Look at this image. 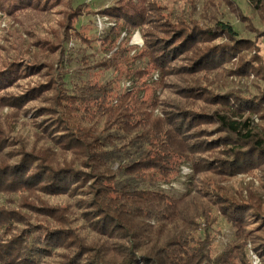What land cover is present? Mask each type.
Masks as SVG:
<instances>
[{"label":"trees","instance_id":"1","mask_svg":"<svg viewBox=\"0 0 264 264\" xmlns=\"http://www.w3.org/2000/svg\"><path fill=\"white\" fill-rule=\"evenodd\" d=\"M44 1L0 0V10L10 14L39 9ZM228 2L240 13L237 2ZM247 2L262 19L264 0ZM219 3L228 5L226 0ZM69 7L82 11L83 4L75 6L69 0ZM217 7L214 4L212 9ZM123 13L133 26L143 17L138 7ZM183 29L174 31L175 40L165 38V43L158 37L141 48L125 46L95 60L97 66L121 75L99 84L85 81L89 74L83 82L82 77L74 82L72 75L65 79L66 40L56 57L59 86L47 80L36 92L26 88L4 96L5 106L25 108L35 114L37 126L49 125L38 131L48 141L57 139L53 144L61 153L48 157L42 144L33 152H22L19 163H13L16 166L0 167V193L40 189L65 195L70 199L66 207L75 212L73 218L82 223V231L63 222L26 230L28 220L20 212L0 208V264H252L249 250L264 264V92L262 103L260 97L232 94L210 111L195 108L189 102L191 95L177 92L179 80L166 101L158 99L155 90L149 97L142 94L136 63L157 71L160 84L163 77L182 75L176 71L184 66L188 69L183 75L197 71L187 63L177 65L181 53L190 62L197 59L195 55L217 59L244 43L221 19L203 33ZM215 30L234 42L225 48L217 42L213 54L205 47L202 53L192 50L200 39L215 37ZM5 68H0V91L12 86L20 71L34 67L26 62ZM121 79L130 80V86L119 88ZM182 88L190 92L201 87L190 82ZM158 107L162 117L154 114ZM253 114L259 118L257 124ZM182 163L192 167L185 192L174 196L154 189L158 182L175 179ZM19 201L16 197L13 202ZM43 216L50 219L53 214ZM60 218L55 220L61 222ZM219 220L231 227L233 239L214 254Z\"/></svg>","mask_w":264,"mask_h":264},{"label":"rangeland","instance_id":"2","mask_svg":"<svg viewBox=\"0 0 264 264\" xmlns=\"http://www.w3.org/2000/svg\"><path fill=\"white\" fill-rule=\"evenodd\" d=\"M226 1L228 5H220V0H73L75 6L83 4V7L82 11L81 9L72 11L69 7V0H45L44 7L39 9L37 7L19 9L10 14L0 10V68L5 66L7 70L15 66L19 67L26 62H31L34 67L20 71L14 78L15 83L8 89L0 91V96H2L0 97V167L8 170L11 166H16L13 163H19L22 152H33V148L38 149L41 144L44 154L48 157L52 153H61L54 145L58 142L57 139L52 138L49 142L38 131L45 130L49 125L37 126L33 123L35 114L25 108L5 106L4 104L8 101H4V96L16 94L26 88V90L36 88L34 90L36 92L47 85V80H51L49 85L52 84V80H55L59 86L60 71L56 65V57L59 48L66 40H68L66 51H69L66 68H69V73L65 75V79L68 80L72 75L74 82L80 77L82 78L79 81L83 82V78L89 74L85 81L99 84L113 76L121 77V75L116 71L97 66L99 62L95 64V60L110 56L125 46L141 48L146 42H155L158 37L165 40V43V38L171 37V40H175L174 31L178 28L188 31L200 30L203 33L205 28H213L214 22L221 19L234 28L239 41L244 42L243 44L240 43L232 53L226 56L221 54L217 59L209 60L205 54L201 57L195 55L197 59L192 61L193 63L190 62L191 60L188 61L187 55L181 53L179 60L175 61L177 65L187 63L190 68L195 67L197 71L193 75H183L188 69L184 66L176 71L182 75L173 78L163 77L160 84L157 71H154L152 67L143 66L144 63H136L135 70L140 72L139 78L142 81V94L144 98L149 97L155 90L158 99L160 98L162 102L166 101L176 90L175 82L179 80L177 92L191 95L189 102L203 111L214 110L218 106L217 102L220 103V100L232 94H236L235 96L239 98L252 96L256 100L260 97L259 102L262 103L264 13H260L262 18L260 19L247 0H234L241 8L238 13L233 8L234 4ZM214 4H218L215 10L212 9ZM130 7H138L143 11V17L137 26L129 24V19L123 16V11H128ZM262 10H264V4ZM79 13L83 16L77 18ZM213 33L215 37L203 38L200 39V43H193L192 50L201 52V49L205 47L209 54H213L219 46L217 42L222 43L223 45L220 46L223 48L234 42L222 33H217L216 30ZM207 43L209 45H206ZM174 58L177 59L178 54L174 55ZM202 58L203 60L200 61ZM91 64L92 68L87 67ZM209 64H211L210 67L207 66ZM198 65L203 68H196ZM153 82L156 83L152 85ZM190 82L201 88H192L190 92L182 88V86H188ZM118 83V87L122 90L131 84L127 79H121ZM46 100L51 104L48 99ZM30 105L31 103L27 106ZM154 114L162 117V109L155 108ZM252 117L254 123L257 124L258 116L253 114ZM66 154L69 155V153ZM180 166L181 171L175 179L173 177L167 183L158 182L154 189L163 190L174 196L185 192L192 167L190 163H182ZM245 178L248 180L250 177ZM16 197H20L17 204L13 202ZM69 201L70 199L65 195H54L50 191L45 192L40 189L0 193V208L10 212L12 209L20 212L21 216L28 220L26 230L31 227L40 228L44 224L48 228L64 224L69 228L79 229L81 233L82 223L73 218L75 212L66 207ZM43 214L47 216L53 214V217L48 219ZM59 215L61 222L55 220ZM199 223L203 228V222ZM26 230L24 232H28ZM215 230L212 242L214 254L233 239L232 229L225 221L219 220ZM202 234L200 230L199 235L202 236ZM248 248H250L249 245ZM248 254L252 264H260L259 258L252 251L249 250Z\"/></svg>","mask_w":264,"mask_h":264}]
</instances>
